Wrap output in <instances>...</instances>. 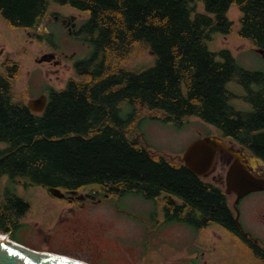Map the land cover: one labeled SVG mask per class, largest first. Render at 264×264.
<instances>
[{"label": "trees", "instance_id": "obj_1", "mask_svg": "<svg viewBox=\"0 0 264 264\" xmlns=\"http://www.w3.org/2000/svg\"><path fill=\"white\" fill-rule=\"evenodd\" d=\"M200 3L204 14L197 13ZM52 5L87 17L78 36L90 52L75 65V78L49 93L41 114L15 92L18 65H0V182L17 179L62 193L132 194L163 201L169 221L235 230L225 192L182 162L148 152L131 135L130 123L139 117L182 126L198 118L215 138L264 163V72L244 70L229 51L213 54L206 47L214 35L231 32L225 13L236 6L239 36L264 52V0H0V20L34 31L57 16ZM145 52L153 54L148 65L139 63ZM233 81L248 111L231 104L227 84ZM139 105L146 116H138ZM8 189H0V233L14 235L15 222L30 206ZM8 219H15L10 231Z\"/></svg>", "mask_w": 264, "mask_h": 264}, {"label": "rangeland", "instance_id": "obj_2", "mask_svg": "<svg viewBox=\"0 0 264 264\" xmlns=\"http://www.w3.org/2000/svg\"><path fill=\"white\" fill-rule=\"evenodd\" d=\"M50 13L58 17H73L78 29L87 18L84 14L56 5L50 7ZM197 13H205L203 4L197 5ZM225 17L231 23V32L214 35L206 41L207 50L213 54L229 51L238 67L250 72H264V56L256 53L250 43L239 36L241 14L238 8L231 6ZM46 27L38 38H33V31L12 29L0 20V65L5 60L18 65L14 88L19 96L26 95V99H37L48 88L55 91L63 89L70 79L75 78L74 61L86 58L90 52L80 38L69 37L59 23L48 21ZM52 51L62 59L59 66L48 64L51 61H38ZM152 56V52H145L139 63L150 64ZM227 88L232 95L231 104L248 111L239 85L233 81L227 84ZM128 110L129 106L123 107L122 117L130 113ZM138 112V116L147 115L143 105L138 106ZM130 124L131 135L142 140L148 152L163 155L173 162H181L184 150L192 141L198 138L218 139L212 134L213 128L198 118H188L182 126L139 117L132 118ZM220 141L218 143L231 153L251 157L247 152L242 155L244 150L236 144ZM2 149L0 145V151ZM232 161V155L218 150L205 180L224 192L225 175ZM253 169L255 175L264 176V165H254ZM6 187L11 194L29 204L30 210L15 222L14 235L10 230L15 219H8L4 224L10 232L0 233V236H8L10 240L37 252L52 253L86 264H193V253L197 251L194 264H214L222 259L221 264H258L236 245L229 250L228 237L217 226L195 234L178 223L157 224L162 222V217L156 215L154 220L150 209L163 206V201L150 203L129 195L117 202L105 200L100 205L74 206L52 200L47 197L45 189L25 185L17 179H1V191ZM226 196L229 206L233 207L235 195ZM2 200L3 193L0 192V204ZM171 202L178 203L174 199ZM237 205L238 214L241 212L242 215L240 226L244 225L246 233L258 244H264V191L243 197Z\"/></svg>", "mask_w": 264, "mask_h": 264}, {"label": "water", "instance_id": "obj_3", "mask_svg": "<svg viewBox=\"0 0 264 264\" xmlns=\"http://www.w3.org/2000/svg\"><path fill=\"white\" fill-rule=\"evenodd\" d=\"M40 30L45 31L44 27ZM261 56L264 52L256 50ZM51 56L44 55L39 62L50 61ZM47 97L42 95L39 99L31 100L27 103L28 109L35 114H40L45 110ZM215 141L218 139L198 138L192 141L184 150L180 161L195 176L205 177L212 169L218 150H223L233 156V161L228 166L224 184L225 195H235L234 206L238 201L256 192L264 191V176L255 175L254 170L248 165L247 158H252L258 165L264 163L254 157L240 156V154L231 153L228 149L223 148ZM245 151L241 154L244 155ZM52 197L61 199L64 194L58 189H50ZM0 264H86L68 257L37 252L9 239L8 236H0Z\"/></svg>", "mask_w": 264, "mask_h": 264}, {"label": "flooded vegetation", "instance_id": "obj_4", "mask_svg": "<svg viewBox=\"0 0 264 264\" xmlns=\"http://www.w3.org/2000/svg\"><path fill=\"white\" fill-rule=\"evenodd\" d=\"M48 21H53V22L59 23L61 25V27L64 28L67 31L69 37H71V38H79L78 35H79L80 28L79 29L77 28L73 17H66V16H64V17L63 16H60V17L52 16V17L47 18L45 20V22L38 29H35L33 31V38H38L40 36V32H43L42 30H40L41 27H44V29L46 31V29H47L46 24H47ZM45 55L51 56V59H50L51 62H48V64H56L58 66L60 65L62 59L58 58V56H57V54L55 52L52 51V52L47 53ZM79 61H81V60L74 61L73 69H74L75 65ZM51 91H53V89L52 88H48L43 93H41L40 96L37 99H39L42 95H44V96L47 97V103H48L49 93ZM31 100H36V99H30L29 101H31ZM46 106H47V104H46ZM129 111L130 110H128V112ZM228 144H232V143L228 142ZM212 180L214 181V178ZM45 192L47 194V197L51 198L52 200L61 201L62 203H67V204L74 205V206H76V205H80L81 206V205H87V204L100 205L105 200L106 201L117 202L120 199H124V198L129 196V195H127V196L114 195V194L106 193L104 191L103 192H92V193H89V192H86L85 190H83L82 193H80V194L79 193H63L64 194L63 198L57 199V198L52 197L50 195L49 191L45 190ZM131 196H136V195H132L131 194ZM142 199H144V198H142ZM241 199L238 202H240ZM145 201H147V200H145ZM147 202L154 203L155 201H147ZM159 202H161V200ZM237 204H236V206H233L235 230H233V231H225L224 229L221 228V230L228 237L227 244L229 246V250H230V248H234V245H236L239 249H243L247 253L248 257L252 258L254 260V262H256L258 264H264V244H258L257 243L258 241L255 240L254 237L252 238L251 235L246 233L247 231L244 228V225L242 227L240 226L239 222H240V217L242 215H241V212H239V214H238V209L239 208H238ZM115 210H117V209H115ZM150 210H151V218H153L154 220H155L156 215L162 217L161 218L162 222H156L157 224H162V225L167 224V225H169L171 223H178V224H180V225L192 230L195 234H200L204 230L208 229L209 227H213V226H208V227L202 228L201 225L192 226V224L188 225L185 222H181V221H169L167 219H168V216L170 215V212H169L170 209L165 207V206L153 207ZM214 226H216V225H214ZM217 227H219V226H217ZM196 258H197V251H195L193 253V260H194V261H192L193 264L196 263V261H195ZM222 261H223V259L221 261L220 260H218V261L216 260V262H214V264H221Z\"/></svg>", "mask_w": 264, "mask_h": 264}, {"label": "bare ground", "instance_id": "obj_5", "mask_svg": "<svg viewBox=\"0 0 264 264\" xmlns=\"http://www.w3.org/2000/svg\"><path fill=\"white\" fill-rule=\"evenodd\" d=\"M217 144H219L220 146H222L220 143H218L219 141H215ZM241 156V155H240ZM243 157V156H242ZM244 158V157H243ZM247 160H248V165L251 167V169H253L254 168V165H257L258 166V164L256 163V161L254 160V159H252V158H247ZM260 166V165H259ZM254 170V169H253ZM3 237V236H2Z\"/></svg>", "mask_w": 264, "mask_h": 264}, {"label": "built area", "instance_id": "obj_6", "mask_svg": "<svg viewBox=\"0 0 264 264\" xmlns=\"http://www.w3.org/2000/svg\"><path fill=\"white\" fill-rule=\"evenodd\" d=\"M2 237V236H1Z\"/></svg>", "mask_w": 264, "mask_h": 264}]
</instances>
